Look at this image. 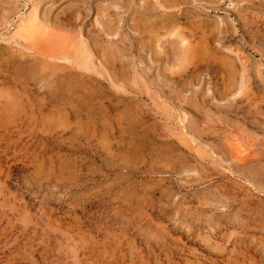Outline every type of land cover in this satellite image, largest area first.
<instances>
[{
	"label": "rangeland",
	"instance_id": "rangeland-1",
	"mask_svg": "<svg viewBox=\"0 0 264 264\" xmlns=\"http://www.w3.org/2000/svg\"><path fill=\"white\" fill-rule=\"evenodd\" d=\"M0 92V264H264V0H0Z\"/></svg>",
	"mask_w": 264,
	"mask_h": 264
},
{
	"label": "bare ground",
	"instance_id": "bare-ground-1",
	"mask_svg": "<svg viewBox=\"0 0 264 264\" xmlns=\"http://www.w3.org/2000/svg\"><path fill=\"white\" fill-rule=\"evenodd\" d=\"M28 20H29V18H28ZM31 20H33V19H31ZM25 22H26V20H25ZM23 23V22H22ZM30 23V22H29ZM28 24V23H27ZM32 24V23H31ZM217 26V25H216ZM23 27V26H22ZM21 27V28H22ZM45 27V26H44ZM153 28V27H152ZM22 31V30H21ZM39 38V37H38ZM61 58V57H60ZM115 60V59H114ZM71 63V62H70ZM54 81V80H53ZM244 82V81H243ZM146 85V84H145ZM1 93V92H0ZM7 103V102H6ZM9 105H10V103H9ZM239 160V159H238Z\"/></svg>",
	"mask_w": 264,
	"mask_h": 264
}]
</instances>
